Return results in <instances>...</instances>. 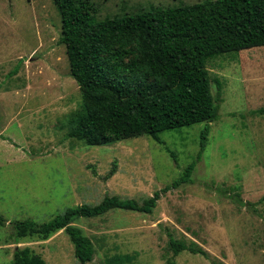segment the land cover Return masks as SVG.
I'll return each instance as SVG.
<instances>
[{"label": "rangeland", "instance_id": "obj_1", "mask_svg": "<svg viewBox=\"0 0 264 264\" xmlns=\"http://www.w3.org/2000/svg\"><path fill=\"white\" fill-rule=\"evenodd\" d=\"M91 1L101 16L147 2L191 5L212 93L216 79L223 87L189 182L161 193L151 212L114 208L72 221L93 243L86 264H264V44L242 19L249 0ZM60 32L53 0H0V264H76L63 230L17 237L12 222H45L113 194L141 202L198 150L204 123L161 133L169 151L148 135L102 145L68 137L81 95ZM169 233L204 253L174 254Z\"/></svg>", "mask_w": 264, "mask_h": 264}, {"label": "trees", "instance_id": "obj_2", "mask_svg": "<svg viewBox=\"0 0 264 264\" xmlns=\"http://www.w3.org/2000/svg\"><path fill=\"white\" fill-rule=\"evenodd\" d=\"M211 1L203 3L209 5ZM249 2L242 19L252 22V33L264 44V0ZM53 3L60 17L59 41L65 46L69 75L77 82L81 95V112L76 117L72 113L68 137L86 145H102L148 135L169 151L161 133L204 123L195 160L184 167L180 177L141 202L113 194L95 205L68 206L45 222L31 218L12 222L17 237L46 239L63 230L72 242L76 264H86L93 257V243L72 221L99 216L114 208L151 212L161 193L180 182H189L206 147L209 122L218 117L223 83L216 79L213 94L207 54L189 4L147 2L145 6L101 16L91 0ZM115 170L113 164L105 178ZM229 197L237 205L245 204L237 193ZM3 220L0 215V222ZM168 246L174 254L184 249L204 253L200 247L186 245L170 233Z\"/></svg>", "mask_w": 264, "mask_h": 264}]
</instances>
